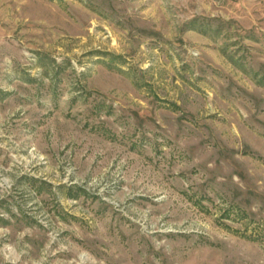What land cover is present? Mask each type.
<instances>
[{"label":"rangeland","instance_id":"374dc122","mask_svg":"<svg viewBox=\"0 0 264 264\" xmlns=\"http://www.w3.org/2000/svg\"><path fill=\"white\" fill-rule=\"evenodd\" d=\"M0 264H264V0H0Z\"/></svg>","mask_w":264,"mask_h":264}]
</instances>
